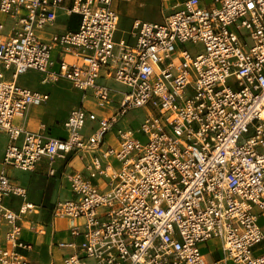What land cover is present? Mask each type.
I'll return each mask as SVG.
<instances>
[{"label": "built area", "instance_id": "1", "mask_svg": "<svg viewBox=\"0 0 264 264\" xmlns=\"http://www.w3.org/2000/svg\"><path fill=\"white\" fill-rule=\"evenodd\" d=\"M67 1L0 0V264H40L21 236L39 209L9 170L68 155L89 158L52 211L71 221L59 264H208L198 245L212 239L223 262L264 264V0H176L118 40L115 0ZM59 11L78 15V30L45 36ZM28 72L81 93L66 138L14 124L49 101L17 85ZM137 109L147 115L132 129L124 118Z\"/></svg>", "mask_w": 264, "mask_h": 264}, {"label": "crops", "instance_id": "2", "mask_svg": "<svg viewBox=\"0 0 264 264\" xmlns=\"http://www.w3.org/2000/svg\"><path fill=\"white\" fill-rule=\"evenodd\" d=\"M67 2L69 3L70 0ZM113 6L116 8L115 5ZM79 20L78 15L68 17L65 16L63 12L59 11L55 25L45 30L44 35L48 36L49 34L62 33L64 31L75 32L78 30ZM120 20L122 21L123 19L119 14V26ZM127 36L128 32L126 33V31H122V36L120 38L127 39ZM4 75L6 80H11L10 72H4ZM43 78L44 76L42 75L40 84L43 86H51L59 82L42 84ZM72 88L75 89L73 86ZM75 91L80 95V105L81 93L76 89ZM79 105L77 107H79ZM33 109L34 107L29 108L25 117L22 120H15L14 124L23 127L25 131L30 133H41V128L43 127V133L53 137L66 138L67 133L62 125L64 119L57 122L55 118L47 117L46 115H40L37 118L34 116L30 117L29 112H33ZM90 124L92 128L96 126L94 123ZM88 134H83V136H87ZM111 137V135H108L106 139L110 141ZM7 144L8 136L4 132L0 131V169L2 157ZM88 158L89 156L87 155L84 156V159H81L76 155H68L64 159L56 160L53 164H51V166L49 165L48 160L42 159L35 165L34 170L31 172H22L16 169L9 170L8 174L11 179L27 190L28 201L36 205L39 209L36 215L26 219L22 223V239L33 246V250L31 252H23V254L32 261L40 264H48L51 262L59 264L62 256L70 253L69 250L60 248L59 244L72 241V238L69 236L71 221L68 219L55 218L53 217L52 212L50 219L45 221L43 217H45L44 212L46 209L40 206V202L44 199V193L47 188L50 189V200L53 208L57 202L72 198L73 195L66 176L75 172L85 174L84 163L88 160ZM51 168L54 170L53 175L50 174ZM98 182L99 180H93L94 184H97ZM260 217L264 218V215H261ZM260 226L264 231V225ZM30 227H34L36 231L30 230ZM38 227L41 229L38 230ZM6 229L7 227L5 225H2V228H0V245L3 244V237ZM202 244H205L204 246L207 250V252L202 254L205 256L208 264H233L230 261H222L223 256L219 240L212 239ZM257 249L258 253L264 251V241Z\"/></svg>", "mask_w": 264, "mask_h": 264}, {"label": "rangeland", "instance_id": "3", "mask_svg": "<svg viewBox=\"0 0 264 264\" xmlns=\"http://www.w3.org/2000/svg\"><path fill=\"white\" fill-rule=\"evenodd\" d=\"M120 0H115L114 4L122 21L120 20V26L118 25L115 38L118 40L122 36V31L129 32L130 25L134 20L140 22H152L160 23L162 22L164 15L169 13V8L176 2V0H130L129 2H123ZM209 2V0H206ZM77 19V18H76ZM2 21H5V18H1ZM190 50L200 49V46H188ZM42 75L35 72H28L25 75L20 76L17 79V85L30 89L31 91H37L40 93H48L49 101L39 107H34V111H30V117H38L40 115H46L47 117L55 118L56 121H62L65 119L68 114L79 105L80 95L76 93L75 89L72 88L71 84L68 81L61 80L55 85L43 86L40 84ZM43 84V83H42ZM110 86L125 92L126 88L115 84L110 83ZM146 111L143 109H137L130 111L124 118V123L132 129H137L141 121L146 116ZM92 128L91 124H86L82 133L84 135L90 132ZM140 139L143 141L144 138L140 136ZM104 148V147H103ZM50 189L47 188L44 193V199L40 202V206L45 210L43 217L45 221H48L51 217L52 204L50 200ZM259 225H264V218L259 219ZM41 229L38 227V230ZM205 244H199L198 249L201 253L207 252ZM264 251L258 253L262 254Z\"/></svg>", "mask_w": 264, "mask_h": 264}, {"label": "bare ground", "instance_id": "4", "mask_svg": "<svg viewBox=\"0 0 264 264\" xmlns=\"http://www.w3.org/2000/svg\"><path fill=\"white\" fill-rule=\"evenodd\" d=\"M58 226V225H57Z\"/></svg>", "mask_w": 264, "mask_h": 264}]
</instances>
